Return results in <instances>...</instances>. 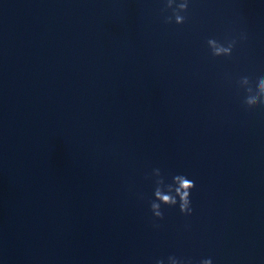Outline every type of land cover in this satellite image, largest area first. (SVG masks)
Here are the masks:
<instances>
[{
  "label": "water",
  "instance_id": "95a60500",
  "mask_svg": "<svg viewBox=\"0 0 264 264\" xmlns=\"http://www.w3.org/2000/svg\"><path fill=\"white\" fill-rule=\"evenodd\" d=\"M164 6L0 0V264H264V108L238 83L264 75V0ZM154 168L195 182L191 216H152Z\"/></svg>",
  "mask_w": 264,
  "mask_h": 264
},
{
  "label": "clouds",
  "instance_id": "9594fccd",
  "mask_svg": "<svg viewBox=\"0 0 264 264\" xmlns=\"http://www.w3.org/2000/svg\"><path fill=\"white\" fill-rule=\"evenodd\" d=\"M189 3L190 0H178V2L177 0H165L162 12L171 10V15L164 17L165 23L184 24L187 20L186 13L189 10ZM247 39V34L242 32L238 37L227 39L223 43L216 38H209L206 43L212 57H231L238 42ZM238 83L245 92L243 105L246 109L264 108V75L256 77L254 82L251 77L242 76ZM152 177L155 178V188L150 201V211L156 220L164 219L162 206H178L179 212L184 216L193 214L191 193L196 185L192 179L185 174H175L171 176V183H166L160 168H154L151 177L146 176L145 178ZM156 264H165V262L163 259H159ZM167 264H193V262L191 259L169 256ZM199 264H213V261L211 258H204L199 261Z\"/></svg>",
  "mask_w": 264,
  "mask_h": 264
}]
</instances>
